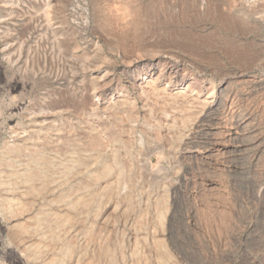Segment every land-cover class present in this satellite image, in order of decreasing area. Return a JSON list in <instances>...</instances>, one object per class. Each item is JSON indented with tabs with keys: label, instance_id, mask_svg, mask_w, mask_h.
I'll list each match as a JSON object with an SVG mask.
<instances>
[{
	"label": "rangeland",
	"instance_id": "obj_1",
	"mask_svg": "<svg viewBox=\"0 0 264 264\" xmlns=\"http://www.w3.org/2000/svg\"><path fill=\"white\" fill-rule=\"evenodd\" d=\"M0 179V264H264V0H0Z\"/></svg>",
	"mask_w": 264,
	"mask_h": 264
},
{
	"label": "bare ground",
	"instance_id": "obj_2",
	"mask_svg": "<svg viewBox=\"0 0 264 264\" xmlns=\"http://www.w3.org/2000/svg\"><path fill=\"white\" fill-rule=\"evenodd\" d=\"M183 3H184V2H183ZM179 7H181V6H179ZM184 9H185V7H184ZM156 13H158V12H156ZM180 13H181V12H180ZM151 14H152V13H151ZM158 15H159V14H158ZM191 36H192V35H191ZM206 38H207V37H206ZM150 78H152V77H150ZM150 78H149V79H150ZM147 83H148V82H147ZM149 83H150V82H149ZM106 169H108V168H106ZM104 170H105V169H104ZM42 171H43V170H42ZM39 172H40V171H39ZM43 172H44V171H43ZM57 172H58V171H57ZM59 172H60V171H59ZM91 173H92V172H91ZM91 173H90V174H91ZM42 174H43V173L41 172V175H39V176H42ZM45 174H46V173H45ZM55 174H57V173H55ZM58 174H59V173H58ZM35 175H36V174H35ZM43 175H44V174H43ZM5 176H6V175H5ZM46 177H47V176H46ZM56 177H58V176H56ZM59 177H60V174H59ZM32 178H33V177H32ZM37 178H38V177H37ZM60 178H61V177H60ZM60 178H59V179H60ZM2 179H3V178H2ZM7 179H9V178H7ZM43 179H45V180H47V181L49 180L48 177H47V179H46L45 177H43ZM50 179H51V177H50ZM57 179H58V178H57ZM57 179H56V181H57ZM0 180H1V179H0ZM45 180H44V181H45ZM1 181H2V180H1ZM1 181H0V183H1ZM60 181H61V180H60ZM50 182H52V181H50ZM258 188H259V186H258ZM262 189H263V188L260 187L259 190H262ZM9 247H10V246H9ZM5 250H6V249H5ZM6 251L11 252L12 250H11V248H8ZM6 251H5V252H6ZM14 256H15V255H14ZM15 257H16V256H15Z\"/></svg>",
	"mask_w": 264,
	"mask_h": 264
}]
</instances>
